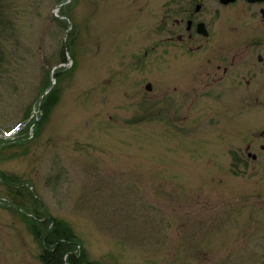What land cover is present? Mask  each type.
I'll return each mask as SVG.
<instances>
[{
	"label": "rangeland",
	"instance_id": "374dc122",
	"mask_svg": "<svg viewBox=\"0 0 264 264\" xmlns=\"http://www.w3.org/2000/svg\"><path fill=\"white\" fill-rule=\"evenodd\" d=\"M66 1L0 0V264H42L34 205L92 264H264V162L233 167L264 108L167 40L173 0Z\"/></svg>",
	"mask_w": 264,
	"mask_h": 264
},
{
	"label": "flooded vegetation",
	"instance_id": "af4514ba",
	"mask_svg": "<svg viewBox=\"0 0 264 264\" xmlns=\"http://www.w3.org/2000/svg\"><path fill=\"white\" fill-rule=\"evenodd\" d=\"M173 2L176 8L163 22L165 29L170 22L173 26L166 29L170 35L167 40L176 39L194 55L205 47L203 41L209 42L212 52L206 66L210 89L218 88L228 103L239 108H264V0ZM200 25H204L207 37L200 33ZM217 25L221 29L216 32ZM227 33L233 37L229 42L224 36ZM260 138L264 139V131L259 134L258 142L245 145L243 153H247L246 156L234 153V169H248L249 160L264 162V142L261 143ZM252 149H257V153H252Z\"/></svg>",
	"mask_w": 264,
	"mask_h": 264
},
{
	"label": "trees",
	"instance_id": "16d2710c",
	"mask_svg": "<svg viewBox=\"0 0 264 264\" xmlns=\"http://www.w3.org/2000/svg\"><path fill=\"white\" fill-rule=\"evenodd\" d=\"M55 102L56 96L52 90L44 98L45 114L51 112ZM29 212L32 215L28 220L29 227L41 245L39 258L42 264H92L88 253L81 247L80 238L69 225L56 218L46 219L35 205L34 211Z\"/></svg>",
	"mask_w": 264,
	"mask_h": 264
},
{
	"label": "water",
	"instance_id": "95a60500",
	"mask_svg": "<svg viewBox=\"0 0 264 264\" xmlns=\"http://www.w3.org/2000/svg\"><path fill=\"white\" fill-rule=\"evenodd\" d=\"M224 3H228V2H230V1H233V0H222ZM68 2H70V0H67L66 2H65V4L66 3H68ZM200 27L202 28V29H200V33H202L204 36H208V32L206 31V30H204L203 28H204V25H200ZM148 89H151V86L149 85L148 86Z\"/></svg>",
	"mask_w": 264,
	"mask_h": 264
}]
</instances>
